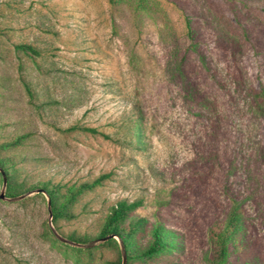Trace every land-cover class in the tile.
Wrapping results in <instances>:
<instances>
[{
    "label": "rangeland",
    "instance_id": "rangeland-1",
    "mask_svg": "<svg viewBox=\"0 0 264 264\" xmlns=\"http://www.w3.org/2000/svg\"><path fill=\"white\" fill-rule=\"evenodd\" d=\"M259 85L264 0H0V145L28 134L0 149L16 164L10 189L0 174V264H122L123 241L98 238L122 199L141 202L138 245L165 237L126 264H264V120L243 100ZM46 182L56 221L26 190ZM234 207L215 262L209 229Z\"/></svg>",
    "mask_w": 264,
    "mask_h": 264
},
{
    "label": "trees",
    "instance_id": "trees-1",
    "mask_svg": "<svg viewBox=\"0 0 264 264\" xmlns=\"http://www.w3.org/2000/svg\"><path fill=\"white\" fill-rule=\"evenodd\" d=\"M17 50L24 51L29 55H38V52L31 45H18L16 46ZM235 91H238L235 89ZM245 96L243 98L245 106L247 107L249 113L253 116H259L260 119L264 120V86L259 85L257 88L248 87L245 91ZM85 131L90 133H96L93 129H85ZM104 138L109 139L108 136L101 134ZM28 137V134H24L16 137L12 141L1 144L0 149H7L9 147H17L22 144V142ZM264 156V150L262 151ZM15 162L11 157L0 158V169L4 172L6 177V184L9 189L12 184V173L14 170ZM110 175L105 174L96 178L92 182L83 183L80 186V190L83 189H92L95 186H100L103 182L109 179ZM21 185V184H19ZM40 190L44 194H47L50 198V205L52 211V221H56L59 214L54 209V189L50 182L39 183L38 185H31L30 188L26 190ZM19 193V192H18ZM23 192H20L21 194ZM236 202H233L235 204ZM141 205L139 200L130 202L127 199H122L117 201L110 209L109 215L106 217L105 223L101 228V231L98 235V238L104 239L109 236H114L120 238L125 246L126 259L130 263L133 259H141L150 257L158 253L163 248V243L161 240L165 237H161V232H158L156 229H151L149 231L151 240L146 248L138 245L139 239L137 235L141 233V230L144 228L145 224L141 218L133 214V211L138 209ZM241 210L234 207L227 215V218L222 221H216L211 228L209 229V239L212 244L213 252L216 254V261L221 260L222 256L226 251V242L228 239V231L230 229L238 231L241 228ZM68 240L74 244H88L93 237L90 236H77L69 235ZM98 241V240H97ZM106 246H117V242L114 238L107 239L103 243ZM111 264H121L120 257L117 261H112Z\"/></svg>",
    "mask_w": 264,
    "mask_h": 264
},
{
    "label": "water",
    "instance_id": "water-1",
    "mask_svg": "<svg viewBox=\"0 0 264 264\" xmlns=\"http://www.w3.org/2000/svg\"><path fill=\"white\" fill-rule=\"evenodd\" d=\"M0 174L2 175V178H3V186L5 187V185H6V177H5V174H4V172L0 169ZM35 193H43L42 191H40V190H37V191H34ZM44 194V193H43ZM4 197V194H2L1 195V197L0 198H3ZM22 198V197H21ZM50 205V202H49V200H48V206ZM111 238H114V236H109V237H107V238H104V239H101V240H99V241H102V242H104V241H106L107 239H111ZM62 241H64V242H69V241H67V240H65V239H61ZM77 245V244H76ZM121 250H122V264H126V261H127V259H126V253L125 252H123V247H122V245H121Z\"/></svg>",
    "mask_w": 264,
    "mask_h": 264
}]
</instances>
